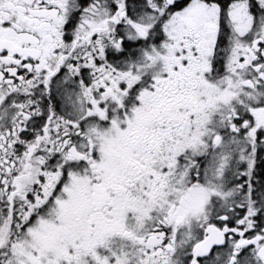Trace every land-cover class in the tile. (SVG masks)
<instances>
[{"label":"snow or ice","instance_id":"snow-or-ice-1","mask_svg":"<svg viewBox=\"0 0 264 264\" xmlns=\"http://www.w3.org/2000/svg\"><path fill=\"white\" fill-rule=\"evenodd\" d=\"M0 264H264V0H0Z\"/></svg>","mask_w":264,"mask_h":264}]
</instances>
